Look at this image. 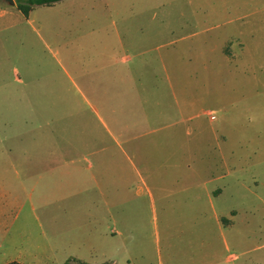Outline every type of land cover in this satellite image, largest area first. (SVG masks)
Returning a JSON list of instances; mask_svg holds the SVG:
<instances>
[{
  "label": "rangeland",
  "instance_id": "rangeland-1",
  "mask_svg": "<svg viewBox=\"0 0 264 264\" xmlns=\"http://www.w3.org/2000/svg\"><path fill=\"white\" fill-rule=\"evenodd\" d=\"M158 30L185 37L159 49L165 56L178 54L166 58V70L159 60L137 57L132 49L134 43L156 44ZM239 36L247 48L240 50ZM227 45L238 54L235 58L227 55ZM132 64L133 72L180 76L175 85L182 97L196 101L192 111L183 113L188 119L181 133L196 141V160L188 161L187 168L198 172L199 203L207 201L208 191L225 218L236 211L232 226L225 219V264H264V0H61L35 6L30 18L16 4L0 0V264H82L76 258L126 264L142 251L146 264H159V251H166L173 264H187L194 255L188 226L175 223L180 213L189 212L180 202L189 196L183 193L180 201L164 196V211L159 191L164 172H145L148 186L135 176L132 200L120 186L109 193L118 216L126 214V199L128 206L132 201L133 235L128 239L90 234L83 229L102 221L82 222L75 214L79 210L57 208L53 201L32 208L31 180L18 173L25 169L15 147L26 144L30 128L50 123L69 136L79 132L73 129L78 122L98 119L93 98L88 104L77 96L10 94L51 89L74 94L81 75L126 73ZM16 68L21 81L14 79ZM123 88L124 82H118L116 89ZM117 115L125 120L126 112L117 106ZM123 175L116 172L114 178ZM39 188L45 193V184ZM204 211L209 217V202ZM211 233L221 242L215 228ZM245 235L251 240L243 242Z\"/></svg>",
  "mask_w": 264,
  "mask_h": 264
},
{
  "label": "crops",
  "instance_id": "crops-1",
  "mask_svg": "<svg viewBox=\"0 0 264 264\" xmlns=\"http://www.w3.org/2000/svg\"><path fill=\"white\" fill-rule=\"evenodd\" d=\"M34 11L35 7L27 17L23 15L30 18ZM261 30L262 27L259 31ZM154 33L155 37L160 39L156 44L153 42L151 46H145L143 43H134L132 49L136 50L135 56L155 58L164 66L166 58L171 61L176 59L178 54L174 51L165 56L159 49L182 41L185 37L174 34L167 36V32L163 30ZM236 40L240 50L247 48L245 38L239 36ZM228 42L231 44L232 40ZM225 47L230 50L227 53L230 58L238 55L230 45ZM108 50L112 51L111 47ZM152 51L155 52L154 56L151 55ZM131 59L132 56H129L125 61ZM97 63L101 64L103 61L99 60ZM133 67V64L130 65L126 73L108 71L102 77L88 76L85 73L80 78L82 83L76 84L77 93L74 94L66 89L60 92L51 89L42 93L19 95L14 92L9 95L62 99L77 96L84 98L88 104H91L89 98H93L98 104H91L97 122H78L73 128L79 130L78 133L61 135L53 124H39L34 126V129H29L25 145L15 147L20 154L18 159L22 161L20 165L25 169V172H18L19 176L21 179L23 175L28 176L32 183L31 206L35 209L43 203L48 205L53 201L57 208L79 210L75 214L79 215L82 222L96 224L99 220L102 221L97 227L83 229L90 234L98 232L102 237L124 236L128 239L133 235L132 218L128 214L132 201L128 206V198L126 199V214L118 216L117 204H113L109 193L114 191V187L120 186L125 190L127 197L129 194V200H132L130 197L135 176L148 186L145 172H164L166 178L161 181V185L159 182L164 211L168 206L163 200L164 196H174L179 198V201L183 193L189 196L188 200L180 201L185 205L184 209L186 206L189 208V212L183 216L180 213L179 218L175 220L176 224L188 226L185 228L191 234L188 246L195 253L192 252L194 255L187 259L186 263L225 264V219L227 224L232 226L236 211H231L232 218H225V211L215 208L214 197L208 191L205 196L207 201L199 203L196 182L198 172H190L191 169L187 168L190 166L188 161L191 163L192 159L196 160V141L182 138V123L188 119V116L183 118V113L192 111L196 101L183 98L177 84L176 88L175 82L180 80L179 75L167 71L137 73L133 72ZM164 69L166 70V66ZM15 72L14 79L21 81L17 68ZM118 82H124L123 89H116ZM140 105L144 107V111L140 109ZM117 106L126 112L125 120L118 119ZM4 127L9 128L10 124L5 123ZM19 135L22 136L23 133ZM12 150L10 147L9 151ZM116 172L124 173L120 180L114 178ZM42 184L46 186L45 193L39 188ZM218 193L222 194L223 190ZM208 202L211 209L209 217L204 211ZM82 222L79 224L82 225ZM164 222L166 225L171 222L167 215ZM214 228L220 233L221 242L213 238L211 232ZM250 240V235L242 238L243 242ZM79 260L89 264L107 261L117 264L112 259L100 262ZM158 261L159 264H173L166 251L164 255L159 251ZM146 263L142 251L128 258L126 264Z\"/></svg>",
  "mask_w": 264,
  "mask_h": 264
},
{
  "label": "trees",
  "instance_id": "trees-1",
  "mask_svg": "<svg viewBox=\"0 0 264 264\" xmlns=\"http://www.w3.org/2000/svg\"><path fill=\"white\" fill-rule=\"evenodd\" d=\"M58 1H61V0H16L15 2H16L17 8L27 17L31 9L34 8L35 6L52 5ZM76 261H80V263L82 264H88L78 259H76ZM7 264H19V263L9 262ZM65 264H70V263L66 262ZM100 264H107V262L100 263Z\"/></svg>",
  "mask_w": 264,
  "mask_h": 264
},
{
  "label": "water",
  "instance_id": "water-1",
  "mask_svg": "<svg viewBox=\"0 0 264 264\" xmlns=\"http://www.w3.org/2000/svg\"><path fill=\"white\" fill-rule=\"evenodd\" d=\"M10 4H15V0H7Z\"/></svg>",
  "mask_w": 264,
  "mask_h": 264
},
{
  "label": "built area",
  "instance_id": "built-area-1",
  "mask_svg": "<svg viewBox=\"0 0 264 264\" xmlns=\"http://www.w3.org/2000/svg\"><path fill=\"white\" fill-rule=\"evenodd\" d=\"M212 118H214L215 116L214 115H211Z\"/></svg>",
  "mask_w": 264,
  "mask_h": 264
}]
</instances>
